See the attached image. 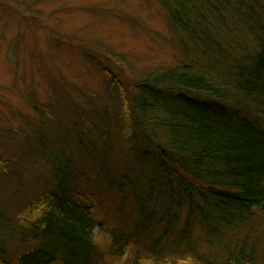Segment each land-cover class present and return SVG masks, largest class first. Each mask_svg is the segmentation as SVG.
I'll return each mask as SVG.
<instances>
[{
	"label": "trees",
	"instance_id": "obj_1",
	"mask_svg": "<svg viewBox=\"0 0 264 264\" xmlns=\"http://www.w3.org/2000/svg\"><path fill=\"white\" fill-rule=\"evenodd\" d=\"M158 2L175 66L138 79L93 56L109 102L58 93L33 150L0 138L3 189L23 187L0 199V264H264V0Z\"/></svg>",
	"mask_w": 264,
	"mask_h": 264
},
{
	"label": "rangeland",
	"instance_id": "obj_2",
	"mask_svg": "<svg viewBox=\"0 0 264 264\" xmlns=\"http://www.w3.org/2000/svg\"><path fill=\"white\" fill-rule=\"evenodd\" d=\"M171 36L158 0H0V138L12 141L13 136L33 150L34 133L28 119L40 115L45 120L43 126L50 129V118L59 117L58 93L69 95L85 108L88 99L93 102L95 97L105 96L103 75L90 60L93 56L100 57L103 65L117 60L115 65L129 75L136 71L138 79L161 67L175 66L180 54L170 42ZM78 88L86 91L87 98ZM32 97L38 101L37 108ZM102 101L106 104L108 97ZM113 106L119 113L120 103ZM119 115L124 118L123 112ZM147 149V160L152 162L155 152L150 146ZM35 169L29 170L32 178ZM143 169L150 172L148 163ZM36 170L47 173L45 167ZM3 181L0 176V199L3 190L9 194L23 188L8 185L3 189ZM184 216L185 211L178 227ZM127 226L125 219L124 230ZM93 233L108 237L104 218ZM192 233L196 252L205 254L209 246L202 230L194 225ZM213 249L209 253L213 254Z\"/></svg>",
	"mask_w": 264,
	"mask_h": 264
}]
</instances>
